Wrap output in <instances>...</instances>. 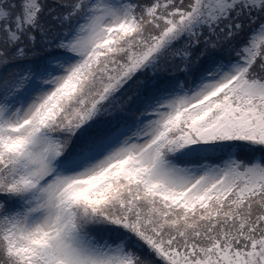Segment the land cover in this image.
Instances as JSON below:
<instances>
[{
    "label": "snow or ice",
    "instance_id": "snow-or-ice-1",
    "mask_svg": "<svg viewBox=\"0 0 264 264\" xmlns=\"http://www.w3.org/2000/svg\"><path fill=\"white\" fill-rule=\"evenodd\" d=\"M0 264H264V0H0Z\"/></svg>",
    "mask_w": 264,
    "mask_h": 264
},
{
    "label": "rangeland",
    "instance_id": "rangeland-1",
    "mask_svg": "<svg viewBox=\"0 0 264 264\" xmlns=\"http://www.w3.org/2000/svg\"><path fill=\"white\" fill-rule=\"evenodd\" d=\"M140 79H144V78L141 77ZM135 91H136V86H135V84H133L132 87L129 89L128 94L132 95L133 92H135ZM242 158H243V156H242Z\"/></svg>",
    "mask_w": 264,
    "mask_h": 264
},
{
    "label": "trees",
    "instance_id": "trees-1",
    "mask_svg": "<svg viewBox=\"0 0 264 264\" xmlns=\"http://www.w3.org/2000/svg\"><path fill=\"white\" fill-rule=\"evenodd\" d=\"M239 155H240L241 158H242V156H243V158H249V154L246 153V152H243V151H241Z\"/></svg>",
    "mask_w": 264,
    "mask_h": 264
}]
</instances>
